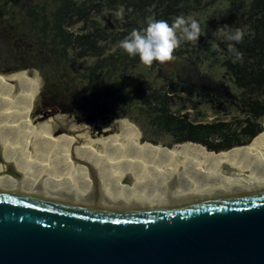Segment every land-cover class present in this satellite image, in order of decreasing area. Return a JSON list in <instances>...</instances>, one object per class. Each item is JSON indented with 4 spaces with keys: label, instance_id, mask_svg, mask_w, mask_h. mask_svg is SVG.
Here are the masks:
<instances>
[{
    "label": "trees",
    "instance_id": "trees-1",
    "mask_svg": "<svg viewBox=\"0 0 264 264\" xmlns=\"http://www.w3.org/2000/svg\"><path fill=\"white\" fill-rule=\"evenodd\" d=\"M19 1L0 0V15L8 16L14 25L11 37L20 39L28 58L40 66L44 85L38 108L56 106L81 123L112 115L139 124L140 117L145 122L139 124L142 143L162 148L184 144L214 157L246 148L263 135L264 0H229L234 8L230 18H206L200 23L205 29L197 42L182 43L174 52L199 67L208 64L210 70L222 71L232 81L238 89L236 111L230 106L224 109L225 114L234 113L231 120H205L204 110L187 112L181 102L183 85L168 64L154 61L144 66L138 56L130 57L118 47L133 29L142 30L148 17L171 23L176 16L204 10L211 0H35L23 12L6 10L17 7ZM121 6L122 20L115 16ZM224 25L233 31L245 30L243 41L235 44L242 61L233 63L226 51L223 55L216 51L217 46L226 50L230 42L213 39L208 32ZM32 76L40 86L41 81ZM158 133L167 134L170 142L156 144Z\"/></svg>",
    "mask_w": 264,
    "mask_h": 264
},
{
    "label": "bare ground",
    "instance_id": "bare-ground-1",
    "mask_svg": "<svg viewBox=\"0 0 264 264\" xmlns=\"http://www.w3.org/2000/svg\"><path fill=\"white\" fill-rule=\"evenodd\" d=\"M30 91L21 77H0L1 196L101 211L155 213L264 191V136L255 137L246 149L217 157L190 146L161 154L137 151L119 128L98 141L77 140V135L59 139L50 126L41 127L48 123L23 125L20 114ZM85 144L97 148L96 156L90 154L92 147L86 152ZM180 157L182 162H178ZM53 159H57L58 170L53 165L56 171L49 165ZM221 162L237 168L238 175L247 176V182L235 178L240 185H233V179L216 168Z\"/></svg>",
    "mask_w": 264,
    "mask_h": 264
},
{
    "label": "water",
    "instance_id": "water-1",
    "mask_svg": "<svg viewBox=\"0 0 264 264\" xmlns=\"http://www.w3.org/2000/svg\"><path fill=\"white\" fill-rule=\"evenodd\" d=\"M0 264H264V191L155 213L0 195Z\"/></svg>",
    "mask_w": 264,
    "mask_h": 264
},
{
    "label": "rangeland",
    "instance_id": "rangeland-1",
    "mask_svg": "<svg viewBox=\"0 0 264 264\" xmlns=\"http://www.w3.org/2000/svg\"><path fill=\"white\" fill-rule=\"evenodd\" d=\"M35 0H22L21 3L22 5H29L30 3H32ZM232 4H229V0H211V2L209 1L208 4L205 5L204 10H200V11H194L195 13L191 14L194 15V17L201 23L203 22L206 18H210V19H215V20H221V19H227L230 18V14L232 12V10L234 11V8L232 7ZM108 15V14H107ZM77 27H79V25H77L75 28L77 29ZM214 32H208L209 37L214 38H220L218 36L213 35ZM184 60H188V59H181L180 58V54L178 53H174V59L172 61H168L165 62V64L169 65V64H173V65H177V64H181L182 61ZM32 65L28 66H24L21 67L19 69H15V70H10V71H0V77H8V76H18L21 77L25 84L31 88V91L29 92V95L25 94V96L28 98V102L25 104V107L23 108L20 117L22 118V123L23 125H25V123H29V126L34 125L36 122H43V123H48L47 125H41V127H47V129L52 130V134L54 137L61 139L62 137H67L71 139L74 138V136H76L75 138L77 140H83L85 138H90V139H94L95 141L107 138L108 136H110L112 133L116 132L117 129L119 128L124 134H126L129 139L132 142V146L135 150L137 151H149V152H158V153H166L167 151L175 148V147H181V146H188L189 145H180V146H173L171 148H166L163 146V148L161 147V145H153L150 143H142L141 141V137L143 135L140 125L142 124L144 125L145 122L143 121V119H140V117L138 118L139 124L138 123H134L132 121H130L128 118L122 117V118H118V117H114V116H108L106 119L103 120H99L98 122L95 123H81L78 122L75 117L69 116V113H58V114H48V115H44L42 112L46 111V110H50L51 107L47 106H40V108L37 107V98L39 95V90L42 89L43 85H44V81L42 83L41 86V80L43 79L42 77V73L40 72V66H38L33 58L32 61ZM185 67H189V68H193L195 67L194 63H186ZM206 65L203 64L200 66V68H202L203 70H206ZM34 69L37 74L31 72ZM31 70V71H30ZM27 71L29 73H31L32 75H34L38 81L40 82V86L35 82V80L33 79L34 77L31 74H27ZM1 96V95H0ZM2 103V108H4L3 106V101H1ZM190 104H192L190 101L188 102ZM11 107H8V109H10ZM206 112V118L205 120H215L216 118H220V119H226V120H231L234 116V113H229V114H225L226 110L222 109L221 107H219V110H214L212 111V109L210 108H204L203 109ZM192 113V112H189ZM193 116V115H191ZM132 123H130L128 120ZM120 120H125L128 125H126L124 122L120 121ZM263 122H264V118L261 121V124L263 126ZM264 128V126H263ZM26 129H28V127H26ZM46 131V130H45ZM69 133V134H68ZM264 134V132L262 133ZM157 139H158V143L156 144H165L170 142V138L167 134L165 133H158L157 135ZM264 135H262L261 137H263ZM99 137V138H98ZM260 138V137H259ZM258 138V139H259ZM75 139V140H76ZM150 142V141H149ZM139 143V145H138ZM153 143V142H152ZM112 144V143H111ZM115 142H113V147H115ZM175 144V143H174ZM188 144V143H187ZM75 145V144H74ZM79 145V144H77ZM250 145V144H249ZM194 146V145H193ZM205 146V145H204ZM80 147V146H79ZM84 149H86V152H89V147L91 148L92 146H89L88 144L83 145ZM199 147V146H198ZM248 147V146H247ZM246 147V148H247ZM196 151L201 152L200 150L190 147ZM201 150H203L205 153L207 154H211L210 152H206L203 148L199 147ZM205 148L207 149V147L205 146ZM246 148H240V149H246ZM209 150V149H207ZM237 150V149H236ZM209 151H214V150H209ZM96 152H97V148L95 146L92 147V155L96 156ZM216 152V151H214ZM202 153V152H201ZM203 154V153H202ZM223 154V153H221ZM258 154V153H257ZM206 155V154H204ZM214 155V154H212ZM220 155V154H219ZM211 156V155H209ZM214 157V156H211ZM217 157V156H216ZM57 159H53L51 161H49V165L52 168V170H54L55 168L58 170V168L55 165V161ZM183 158L180 157L178 159V162H182ZM54 165V167H53ZM216 168L219 170V173L222 176H228L230 178L233 179L234 184L233 185H240V183L238 182V180H236L237 178L242 179L244 182H247L248 178L245 175H238V169L234 168L233 166H231L230 164L227 163H219L218 166H216ZM56 169L54 171H56ZM125 175V174H124ZM127 176L129 175V172H126ZM236 178V179H235ZM230 186L232 184H229ZM229 186V187H230ZM226 187V186H225Z\"/></svg>",
    "mask_w": 264,
    "mask_h": 264
},
{
    "label": "flooded vegetation",
    "instance_id": "flooded-vegetation-1",
    "mask_svg": "<svg viewBox=\"0 0 264 264\" xmlns=\"http://www.w3.org/2000/svg\"><path fill=\"white\" fill-rule=\"evenodd\" d=\"M21 1L17 7L6 10L25 11L27 5H22ZM13 28L14 25L11 24L8 16L0 15V71L15 70L33 63L32 59L28 58L21 40L11 37L9 32ZM187 62L191 63L189 60H184L180 65H168L175 71L179 83L183 85L181 102L188 107L186 111L193 112L204 108L216 111L219 107L226 109L229 106L236 111L238 89L231 84L232 81L227 79L225 73L210 70L208 64H205L206 70L198 65L193 68L185 67ZM189 101L192 104L188 103Z\"/></svg>",
    "mask_w": 264,
    "mask_h": 264
},
{
    "label": "clouds",
    "instance_id": "clouds-1",
    "mask_svg": "<svg viewBox=\"0 0 264 264\" xmlns=\"http://www.w3.org/2000/svg\"><path fill=\"white\" fill-rule=\"evenodd\" d=\"M124 8L121 6L115 12L118 19H123ZM128 11H131L129 9ZM205 29V28H204ZM200 22L194 15H180L173 18L169 23L167 20H158L154 16H150L146 20L145 27L141 29H133L118 44V47L125 51L130 57H139V61L144 66H151L154 61L161 64L172 61L174 52L180 48L182 43H196L198 38L204 34ZM213 35L223 37L224 40L230 42L227 44L226 50L217 46L216 51L223 53L226 51L233 57L232 62L242 61L243 54L238 51L235 44L243 41L245 30L236 28L234 31L231 27L224 25L219 27ZM43 81L41 80V86Z\"/></svg>",
    "mask_w": 264,
    "mask_h": 264
},
{
    "label": "crops",
    "instance_id": "crops-1",
    "mask_svg": "<svg viewBox=\"0 0 264 264\" xmlns=\"http://www.w3.org/2000/svg\"><path fill=\"white\" fill-rule=\"evenodd\" d=\"M263 135H264V134H263ZM261 136H262V135H261ZM261 136H260V137H261ZM258 138H259V137H258ZM258 138H257V139H258ZM252 143H253V142H252ZM249 146H250V145H249ZM249 146H248V147H249ZM248 147H247V148H248ZM234 151H236V150H234ZM231 152H232V151H231ZM228 153H229V152H228ZM258 154H259V153H258Z\"/></svg>",
    "mask_w": 264,
    "mask_h": 264
}]
</instances>
